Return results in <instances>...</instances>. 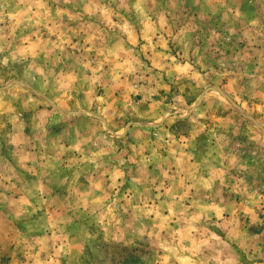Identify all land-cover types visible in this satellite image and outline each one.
Returning a JSON list of instances; mask_svg holds the SVG:
<instances>
[{
  "label": "rangeland",
  "instance_id": "1",
  "mask_svg": "<svg viewBox=\"0 0 264 264\" xmlns=\"http://www.w3.org/2000/svg\"><path fill=\"white\" fill-rule=\"evenodd\" d=\"M0 264H264V0H0Z\"/></svg>",
  "mask_w": 264,
  "mask_h": 264
}]
</instances>
